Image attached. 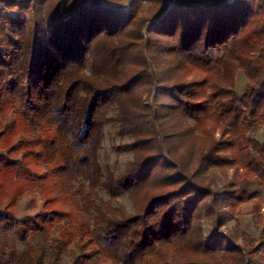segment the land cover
Returning a JSON list of instances; mask_svg holds the SVG:
<instances>
[{
    "label": "trees",
    "instance_id": "obj_1",
    "mask_svg": "<svg viewBox=\"0 0 264 264\" xmlns=\"http://www.w3.org/2000/svg\"><path fill=\"white\" fill-rule=\"evenodd\" d=\"M257 1L0 0V231L57 227L34 250L50 264H264L220 230L257 199L264 239L259 193L238 186H264ZM109 124L123 170L100 160ZM27 193L40 208L19 216Z\"/></svg>",
    "mask_w": 264,
    "mask_h": 264
},
{
    "label": "rangeland",
    "instance_id": "obj_2",
    "mask_svg": "<svg viewBox=\"0 0 264 264\" xmlns=\"http://www.w3.org/2000/svg\"><path fill=\"white\" fill-rule=\"evenodd\" d=\"M255 2L256 4H259L257 0H255ZM146 13L147 12L143 14ZM246 82L247 80L244 74L240 71L237 77V91L239 93H242L245 90ZM116 132L117 129L114 128L112 124H109L106 127V138L103 141L100 160L103 166L119 171L125 168L127 162L131 158V154L124 150H118V146L123 143V140ZM251 135L262 140L264 138L263 128L260 126L255 127L252 130ZM238 186L247 188L250 192L257 191L259 193V197L261 198L259 200V205H261L259 214L264 216V186L260 181L258 179L250 180L245 178L238 181ZM101 194L104 198H109V193H107L106 190ZM34 200L36 202H34ZM118 201L131 209L132 202L128 195L123 193L119 194ZM256 201L257 199H254L242 205L240 208V214L239 211L235 210V213L239 214L237 219L235 217L229 219L227 224L221 227V233L225 234V236L232 237L231 240L238 244H244L245 239H247L251 240L254 246L260 244V247H264V239L259 238L261 220L251 213L252 209L256 206ZM40 205L41 200L39 199L38 194H23L18 199L16 213L19 216L35 214L38 212ZM203 222L205 233L209 234L212 229L211 219L205 217ZM57 230L56 227L46 234H33L26 242H20L11 235L0 231V247H2L6 253L5 259L7 260V264H50L46 258H41L38 254L34 253V250L37 248L38 244L42 242H50L57 235Z\"/></svg>",
    "mask_w": 264,
    "mask_h": 264
}]
</instances>
